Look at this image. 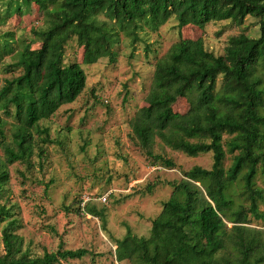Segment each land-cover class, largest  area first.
<instances>
[{"label":"trees","instance_id":"1","mask_svg":"<svg viewBox=\"0 0 264 264\" xmlns=\"http://www.w3.org/2000/svg\"><path fill=\"white\" fill-rule=\"evenodd\" d=\"M0 2L5 6L0 24L31 3L46 24L35 33L38 46H23L7 67L21 72L0 88V110L7 117L0 115L5 152L0 158V264H60L92 254L61 243L55 251L31 256L17 233L15 206L5 197L9 167L20 161L32 168L33 157L43 158L47 144L54 142L41 121L74 103L86 89L84 64L104 57L115 61L124 38L134 46L171 19L181 30L219 21L242 26L249 16L259 19V36L245 31L231 35L220 55L202 37H180L163 54L155 53L148 105L131 119V138L153 165L176 168L163 146L191 157L211 152L213 164L195 165L170 181L173 190L152 220L150 234L140 236L128 228L116 240L115 257L126 264H264V230L253 224L264 221V0ZM13 39L12 33L0 31V56ZM72 40L83 47L82 62H65ZM150 52L147 44L146 56ZM180 99L187 103L184 112L175 110ZM153 188L148 186L151 192ZM77 210L104 219L106 229L104 212L95 204Z\"/></svg>","mask_w":264,"mask_h":264},{"label":"rangeland","instance_id":"2","mask_svg":"<svg viewBox=\"0 0 264 264\" xmlns=\"http://www.w3.org/2000/svg\"><path fill=\"white\" fill-rule=\"evenodd\" d=\"M4 8L0 2V12ZM45 27L44 15L34 3L0 24L1 32L14 35L11 47L0 56V88L6 78L21 72L7 69L15 62L17 52L26 45L37 47L35 33ZM244 31L259 36V19L249 16L242 26L219 21L204 29L186 26L181 30L177 21L171 19L134 46L129 38H124L115 61L104 57L95 64L83 65L88 76L84 92L51 119L41 121L43 127L50 128L54 141L47 144L43 158L35 155L32 168L20 161L9 167L5 197L15 206L20 226L17 233L23 237L24 248L31 256L55 251L63 243L66 248H87L92 254L60 264H126L116 260V240L128 228L137 235L148 236L152 220L171 195L170 181L180 179L183 170L195 165L211 168L213 164L211 152L191 157L163 146V154L176 162V168L153 165L131 138V119L148 105L146 97L153 80L155 53L163 54L180 37H202L205 46L220 55L228 38ZM147 44L152 49L149 56L145 53ZM82 54L83 47L72 40L66 47L65 62H82ZM186 108L183 99L175 106L178 112ZM0 115L6 117L2 110ZM4 156L2 146L0 158ZM230 161L228 155L227 166ZM149 185H154L152 192ZM85 195L94 197L91 204L104 212L106 229L104 219L77 210ZM102 195L107 196L105 202L97 199ZM233 198L239 201L237 193ZM253 224L264 230V221L255 220Z\"/></svg>","mask_w":264,"mask_h":264},{"label":"built area","instance_id":"3","mask_svg":"<svg viewBox=\"0 0 264 264\" xmlns=\"http://www.w3.org/2000/svg\"><path fill=\"white\" fill-rule=\"evenodd\" d=\"M94 197H91L89 195H85L83 198H82V201H81V207H82V210L85 209V206L91 202L94 201ZM99 201H106L107 200V196L106 195H102L100 197L97 198ZM85 212V211H84ZM87 213V212H86ZM88 214V213H87Z\"/></svg>","mask_w":264,"mask_h":264}]
</instances>
